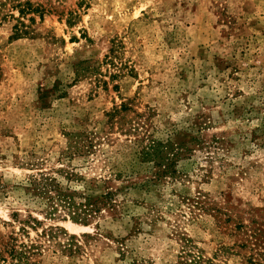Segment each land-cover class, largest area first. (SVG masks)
<instances>
[{"label":"rangeland","instance_id":"rangeland-1","mask_svg":"<svg viewBox=\"0 0 264 264\" xmlns=\"http://www.w3.org/2000/svg\"><path fill=\"white\" fill-rule=\"evenodd\" d=\"M149 138L184 143L174 175ZM28 215L38 264H264V0H0V242Z\"/></svg>","mask_w":264,"mask_h":264},{"label":"trees","instance_id":"trees-1","mask_svg":"<svg viewBox=\"0 0 264 264\" xmlns=\"http://www.w3.org/2000/svg\"><path fill=\"white\" fill-rule=\"evenodd\" d=\"M18 12L19 16H25L28 12H37L40 18L43 16L41 7L37 5L33 7L29 1H25L22 6L19 5ZM30 19L33 18L30 17ZM68 23L72 22L68 21ZM20 34L21 32L16 30L13 37ZM124 109L125 106L122 104L119 109H115V111H124ZM139 143L141 147L138 149L137 155L141 162H151L153 166H162L161 170L155 172L154 177L172 176L176 173L175 162L178 156L182 154V150L173 151L174 147L179 148L184 146L182 141H161L149 138L145 144H143V140L141 139H139ZM28 189H30L33 196H36L35 198L45 202L46 208L48 209L47 214L49 215H52L58 206H61L62 209H71V207H75L72 193L68 187H65L53 174L41 173L38 178L30 180ZM107 195L110 197L109 193H107ZM84 199L86 203L84 204L83 212L86 211L85 207L89 205L91 197L85 196ZM79 215L80 214L76 212L75 209H72L69 211L68 217L73 222H82L85 224L87 221L86 218L84 216L80 217ZM18 222L20 225L17 231L11 232V234H8V236L0 242V264H38V260H33V258L41 255L43 252L41 238H51L53 228H42V230L36 233V237L32 240L29 237L28 227L33 228L36 224H39V221L28 215L20 218ZM55 227L58 230L64 231L61 227ZM171 264H210V260L204 259L200 253L182 250L179 251L176 259Z\"/></svg>","mask_w":264,"mask_h":264}]
</instances>
